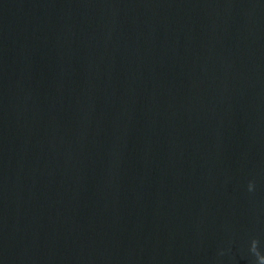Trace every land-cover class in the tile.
Instances as JSON below:
<instances>
[{
  "label": "water",
  "instance_id": "1",
  "mask_svg": "<svg viewBox=\"0 0 264 264\" xmlns=\"http://www.w3.org/2000/svg\"><path fill=\"white\" fill-rule=\"evenodd\" d=\"M0 264H264V0H0Z\"/></svg>",
  "mask_w": 264,
  "mask_h": 264
}]
</instances>
